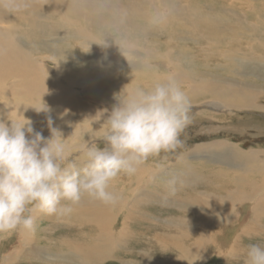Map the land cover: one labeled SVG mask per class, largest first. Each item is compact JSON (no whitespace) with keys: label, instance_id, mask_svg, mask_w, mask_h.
<instances>
[{"label":"bare ground","instance_id":"bare-ground-1","mask_svg":"<svg viewBox=\"0 0 264 264\" xmlns=\"http://www.w3.org/2000/svg\"><path fill=\"white\" fill-rule=\"evenodd\" d=\"M28 29L52 39L63 37L70 52L39 53L21 43L31 36ZM104 36L126 45L121 49L125 57L111 37H106V46L93 43ZM201 37L206 38L203 47ZM221 40L226 46L223 59L212 67L198 64L215 61L219 55L208 50ZM228 41L239 51L229 55ZM16 49L36 58L26 60ZM237 65L243 68L230 72ZM169 76L191 106L225 112L220 116L224 124L229 122V133L258 126L237 114H264V0H0V113L4 110L12 121L27 107L18 103V95L12 98L2 91L5 85L13 87L16 78L23 82L27 77L26 83H42L30 89L17 83L28 97L42 92L51 96L37 100L39 111L47 109L40 111L44 123L51 118L62 139H87L104 147L106 116L92 124L88 119L100 109L110 112L121 91L148 89ZM49 85L55 86L46 90ZM102 88L110 93V102L100 100ZM195 96L203 99L192 101ZM201 111L203 116L195 119L204 118L213 128L211 121L217 123L218 115ZM23 118L31 120L27 112ZM39 132L45 138L51 135ZM210 142L214 148L206 143L188 146L175 160L180 164L165 163L167 153L162 152L134 174L117 177L110 185L119 197L115 205L85 196L71 213L77 214L74 222L70 216L41 214L33 233L0 234V264H207L211 258L243 264V248L264 243V148L243 150L228 139ZM67 162L82 167V152L68 155ZM166 207L174 217L164 227L138 230L127 222L128 236L116 227L122 217L159 219L154 209ZM71 223L79 224L84 235L54 230L68 229ZM117 246L125 248L126 256L115 254ZM237 254L240 259L233 258Z\"/></svg>","mask_w":264,"mask_h":264},{"label":"clouds","instance_id":"clouds-1","mask_svg":"<svg viewBox=\"0 0 264 264\" xmlns=\"http://www.w3.org/2000/svg\"><path fill=\"white\" fill-rule=\"evenodd\" d=\"M106 37L113 38L125 57L121 49L127 46L114 36L93 43L106 46ZM114 99L110 112L100 109L88 119L92 124L106 116L105 146L83 139L82 167L67 162L65 139L51 127V118L49 138L28 120L24 124L0 120V234L33 233L39 215L67 217L85 196L115 205L119 197L110 185L118 176L132 175L149 157L183 147L181 135L190 123L191 102L173 77L148 89L121 91ZM233 258L240 259L241 254ZM242 259L243 264H264V243L246 245Z\"/></svg>","mask_w":264,"mask_h":264},{"label":"rangeland","instance_id":"rangeland-1","mask_svg":"<svg viewBox=\"0 0 264 264\" xmlns=\"http://www.w3.org/2000/svg\"><path fill=\"white\" fill-rule=\"evenodd\" d=\"M177 30H178V33L180 32V35L183 34V32H182V30H180V28L177 27ZM28 32L31 34V36H26V40H23L21 43L29 44L31 47L36 49L39 53H46V52H51V51L55 52L56 50H62V51H65L67 53L70 52V48H69L70 45L66 41L63 40V37L58 36V37H56V39H52L37 29H28ZM31 43H37V45H31ZM181 44L186 45L187 42H182ZM190 44L191 43H188V45H190ZM199 44H200V46L203 47L206 44V38L201 37L199 40ZM228 44H229V52H228L229 55H231L235 51H239L240 47H237V49H236L235 46H233L234 42L228 41ZM225 49H226V46L223 44V42L221 40L218 44L212 46V49L208 50L209 53H214V54L216 53L219 55L218 57H216L215 61L208 62V60H204L205 62L199 61L197 63L198 64L202 63L204 65L212 67L211 63H216L219 60L223 59L222 54L225 51ZM16 53L24 56L26 58V60H33L36 58L33 54H31L29 51L24 50V49H16ZM203 56H208L207 52ZM74 61H76V60H74ZM50 66H51V64H50ZM237 67L239 69L243 68V67H239L237 65L230 72H236ZM75 71L77 73H80L83 71V69L78 66L77 69H75ZM221 72H223V71H221ZM223 73H225L226 76L228 75L227 72H223ZM159 74H161V73L159 72ZM20 77H22V75ZM26 79H27V77L24 78L23 82H20L16 78L14 86L10 87L8 85H5L6 89L3 90L2 93L7 94V95L11 96L12 98L16 95L19 96V102L18 103L26 105V107H27L26 112L31 116V120H30L31 126L34 128L35 131H37V132H39V131H50L48 123H44L42 121L41 117L44 114H42L37 109V104H38L37 100L42 99L44 97H51V96L48 95L47 93L42 92V93H37V94L31 95L30 97H28L23 92V90L20 89L19 86H17V83L22 84L23 86H26V88H28V89H30L28 86H31L33 88H40L42 86V83L40 81H33L32 83H26ZM234 79L237 80V77L236 78L234 77L233 80ZM80 82L81 81H78L77 84H79ZM221 82H225V81H221ZM259 82L263 83L261 80H259ZM53 86H55V85H49L48 87H45V88H46V90H48ZM100 94H101L100 95L101 101L110 102V100L112 99L110 93L108 91H106V89H104V88H102ZM206 95L208 96V97H206V99H209L210 95L209 94H206ZM224 97H226V96H224ZM227 98H229V97H227ZM200 99H203V97L195 96L192 101L198 102ZM201 110H203V111L207 110L206 112H210V110H211V112L213 114L218 115V118H217L218 122L217 123L215 121H211V125L213 128H210V124L206 120H204L203 117H202L203 120L195 119L196 117L203 116V114L201 113L202 112ZM1 111L2 112L0 113V120H3L5 122L10 121L14 124L26 123L24 118H23L24 115L26 114V112H24V111L22 112V116L16 118L14 121H12V119H10V117L7 115V113L4 110H1ZM215 111H214V109H208V108L207 109L206 108L201 109L200 107H197V106H191V110L189 113L191 122L185 128L184 132L181 135V140L183 141V147L181 149L174 151V152L167 153V157L164 160L165 163H167V162H170L173 164L177 163V161H175L176 158L183 151L188 149L189 148L188 146L206 143L208 141H216L217 142L218 140L228 139V140L234 141L235 143L240 144L241 148H243V150H246V149L251 150V149L259 148V147L264 148V114H261L260 111H258V112L254 111L255 113L254 112H241V113L237 114L238 117L241 118V120H243L245 123H250V125L254 123L255 125L256 124L258 125L256 127H252V125H251V128H249L246 131H242L239 134V133H232V132L229 133V131H230V129H228L229 122L227 124H224L226 122L221 121L223 118L220 116V115H224L226 113L223 112L222 110H218V109ZM54 112H51V113L53 114ZM196 113H198V114H196ZM251 113H252V115H251ZM59 116H60V114L57 112V117H59ZM243 121H237V122L234 121L233 124H236V123L240 124V122H243ZM226 125H227V127H226ZM225 127H226V129H225ZM216 128H217V130H216ZM84 140L89 142V140H87V139H84ZM83 142H84L83 139H76V140L68 139V140L63 141V143L67 146L66 151H67L68 155L81 152L80 146ZM259 156H257V154H256V157H259ZM262 160L264 161L263 158H262ZM122 175L123 174H121L120 176H122ZM120 176H118V177H120ZM249 177H252V174H249ZM110 188H115V187L110 186ZM131 200H132V197H131L130 201ZM154 210L161 214L159 219L152 218L151 216H146V215H142L141 218L137 217L136 220H131L127 217H122L116 222V227L121 229V235L122 236H128L130 233L128 232V228L126 227L127 222H131V223L135 224L136 227L138 228V230L144 229L148 225H152V226L161 228V227L166 226V224H167L166 219L167 218H173L174 217V213L168 207H166V208H155ZM69 216L73 219L72 222H74L77 218V214H71ZM58 227H60V225H58ZM54 230H58V233H65L66 231H68L70 233H78V234L84 235V233L82 231L83 229L77 223H71V226L68 229H63L60 227V228H57ZM9 242L12 243L13 240L10 239ZM115 252H116L115 253L116 255L123 254L124 256H126L124 247L117 246L115 249ZM211 259H213V260H211ZM211 259H210V261L207 262V264H223L220 261V259H218V260H217V258H211ZM23 264H26V263H23ZM103 264H115V263L107 261V262H104Z\"/></svg>","mask_w":264,"mask_h":264},{"label":"crops","instance_id":"crops-1","mask_svg":"<svg viewBox=\"0 0 264 264\" xmlns=\"http://www.w3.org/2000/svg\"><path fill=\"white\" fill-rule=\"evenodd\" d=\"M213 143H215V142H210V141L206 142V144H209L211 148H214V147H215L214 145H212ZM177 163L180 164V162H178V161H177ZM172 164H173V163H172ZM176 171H177L178 173L181 171V169H180V165H179V167L176 169Z\"/></svg>","mask_w":264,"mask_h":264}]
</instances>
